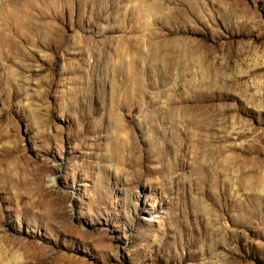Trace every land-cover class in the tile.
Segmentation results:
<instances>
[{
    "label": "rangeland",
    "instance_id": "374dc122",
    "mask_svg": "<svg viewBox=\"0 0 264 264\" xmlns=\"http://www.w3.org/2000/svg\"><path fill=\"white\" fill-rule=\"evenodd\" d=\"M0 264H264V0H0Z\"/></svg>",
    "mask_w": 264,
    "mask_h": 264
},
{
    "label": "bare ground",
    "instance_id": "6f19581e",
    "mask_svg": "<svg viewBox=\"0 0 264 264\" xmlns=\"http://www.w3.org/2000/svg\"><path fill=\"white\" fill-rule=\"evenodd\" d=\"M17 18V17H16ZM29 42V41H28Z\"/></svg>",
    "mask_w": 264,
    "mask_h": 264
}]
</instances>
